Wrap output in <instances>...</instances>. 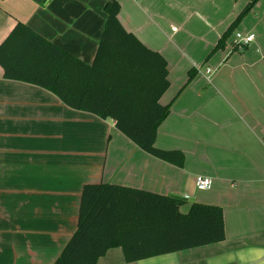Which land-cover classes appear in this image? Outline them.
<instances>
[{"label": "crops", "instance_id": "1", "mask_svg": "<svg viewBox=\"0 0 264 264\" xmlns=\"http://www.w3.org/2000/svg\"><path fill=\"white\" fill-rule=\"evenodd\" d=\"M45 1L0 0V45L22 22L92 64L107 18L104 8L114 0ZM116 1L124 27L167 61L171 85L159 103L172 106L156 145L181 150L184 166L140 149L114 119L73 109L50 90L6 79L0 66V264H54L76 231L83 187L99 183L188 196L192 203L223 209L224 240L130 264H264V122L252 117L236 134L223 129L220 116L204 106L212 75L235 57L251 69L260 63L255 76L264 79V53L256 44L262 60H248L250 52L239 56L224 50L209 59L189 43L185 47L192 57H185L184 69V53L170 40L177 31L167 37L163 30L181 19L183 0ZM202 6L206 13L196 18L199 22L209 19L207 11L219 21L208 32L207 50L218 48L225 25L239 9L228 0L197 9ZM205 60L215 66L210 81L206 69L212 67L202 71ZM197 176L212 179L208 196L197 192ZM98 264L129 263L115 247Z\"/></svg>", "mask_w": 264, "mask_h": 264}, {"label": "trees", "instance_id": "2", "mask_svg": "<svg viewBox=\"0 0 264 264\" xmlns=\"http://www.w3.org/2000/svg\"><path fill=\"white\" fill-rule=\"evenodd\" d=\"M46 0L45 2H47ZM259 0H252L247 13ZM121 5L106 4L103 34L92 64L67 53L18 22L0 45L8 80L52 91L67 106L111 118L117 129L146 153L183 167L185 154L157 147L160 125L171 112L159 99L169 89L167 61L145 46L119 19ZM232 32L226 31L218 48ZM190 79L193 71L189 72ZM116 184L83 187L76 231L54 264H98L121 247L127 263L210 245L225 239L223 209Z\"/></svg>", "mask_w": 264, "mask_h": 264}, {"label": "rangeland", "instance_id": "3", "mask_svg": "<svg viewBox=\"0 0 264 264\" xmlns=\"http://www.w3.org/2000/svg\"><path fill=\"white\" fill-rule=\"evenodd\" d=\"M192 1L193 4L189 2ZM220 0H183L185 3L184 13L181 19L178 20L176 25L169 28H163L167 37H171L173 30L177 31V36L170 38L175 44L178 53L181 55L184 53L183 62H186L185 57H192L190 51L185 47L189 43H193L195 47L203 49L202 55L214 58L217 56L216 52L219 50L236 53L241 56L247 52H250L248 60L256 61L261 58L262 55L257 52L255 46L258 45L259 49L264 53V0H259L251 10L244 13L245 8L252 0H228L232 7L239 9L237 14L233 15L228 24L225 25V30L221 33V37L232 28L231 34L223 41V47L217 48V44L213 49L207 50V40L209 30L211 27L219 24L218 18H215L211 11H207L209 19L203 18L202 21H198L196 18L203 15L206 11L203 10V6L197 9L201 4L214 7ZM193 15V16H191ZM191 16V17H190ZM214 19H212L211 17ZM256 25V26H255ZM250 29L256 36V43L244 48L243 50H232L230 43L227 45L229 49L225 47V43L232 41L236 33H245L244 29ZM230 41V42H231ZM219 43V42H218ZM183 44V45H182ZM243 60L240 57H235L226 66L220 67V70L216 75H212V85H208L210 91H208L204 97V106L214 110L220 118L218 122L222 125L223 129H230L233 132H239L240 126L246 123V120L255 117L258 121L264 122V79H260L255 76V69H258L260 74V63L254 68H249L242 63ZM204 64V65H203ZM202 71L205 72L206 65H210L214 71V65L209 64L208 61H203ZM263 66L264 77V62ZM201 64H199L200 66ZM244 65V66H243ZM188 66L185 63L184 69ZM214 73V72H213ZM218 76V77H217ZM217 77V80L215 79ZM202 100V99H201ZM204 107V108H206ZM249 116V117H248ZM237 134V133H236ZM199 195L208 196L209 191H198ZM192 201H187L182 210L188 212L192 205Z\"/></svg>", "mask_w": 264, "mask_h": 264}, {"label": "built area", "instance_id": "4", "mask_svg": "<svg viewBox=\"0 0 264 264\" xmlns=\"http://www.w3.org/2000/svg\"><path fill=\"white\" fill-rule=\"evenodd\" d=\"M256 37L253 33H236L233 40L231 41L230 47L232 50H243L244 48L250 46ZM206 74L210 81V77L213 74V70L211 68L206 69ZM196 189L198 191H208L211 189L213 185L212 179L205 176H197L195 181ZM184 199H188V196H184Z\"/></svg>", "mask_w": 264, "mask_h": 264}]
</instances>
